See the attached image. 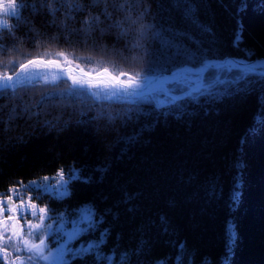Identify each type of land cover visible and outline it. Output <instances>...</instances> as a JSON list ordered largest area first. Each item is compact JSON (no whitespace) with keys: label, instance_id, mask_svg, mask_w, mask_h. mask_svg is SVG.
I'll return each mask as SVG.
<instances>
[{"label":"trees","instance_id":"obj_1","mask_svg":"<svg viewBox=\"0 0 264 264\" xmlns=\"http://www.w3.org/2000/svg\"><path fill=\"white\" fill-rule=\"evenodd\" d=\"M61 3L31 0L1 27L0 61L65 50L149 78L264 57V0ZM243 68L134 99L66 79L0 91V192L63 169L59 210L95 208L88 239L110 264H264V74Z\"/></svg>","mask_w":264,"mask_h":264},{"label":"snow or ice","instance_id":"obj_2","mask_svg":"<svg viewBox=\"0 0 264 264\" xmlns=\"http://www.w3.org/2000/svg\"><path fill=\"white\" fill-rule=\"evenodd\" d=\"M56 2L61 3V0ZM49 7L59 11L53 3H49ZM61 7L70 15L81 5L79 0H64ZM18 8V0H0V27H10L4 17L17 15ZM78 59L65 50L45 49L23 59L13 57L0 61V68H3L0 71V91L14 92L18 87L37 82L55 83L66 78L74 87L98 90L93 92L95 96L105 92L108 98L122 94L125 98L134 99L144 94L147 77L141 71L126 70L102 60L93 62L92 58L84 65L77 62ZM258 70L264 72V66L259 69L244 66L242 77ZM55 175L58 177L55 185L48 183L49 176H44L39 182L20 181L19 187L0 192V197H3L0 199V264H61L66 253L84 256L98 251L97 244L91 242L79 249L72 248L73 242L88 230L85 226L95 219V208L90 206L83 209L76 220L65 222L61 217L57 221L55 231L59 246L55 251L51 249L49 239L53 226L46 223L51 218L50 209L33 202L38 196L28 195L25 199V193L48 192L51 189L59 194L67 181L63 169L57 170Z\"/></svg>","mask_w":264,"mask_h":264},{"label":"flooded vegetation","instance_id":"obj_3","mask_svg":"<svg viewBox=\"0 0 264 264\" xmlns=\"http://www.w3.org/2000/svg\"><path fill=\"white\" fill-rule=\"evenodd\" d=\"M30 1L31 0H18V4H19L18 13H20L22 9L28 8ZM5 2H6V0H5ZM15 16L9 14L4 18L7 19L8 21H10V19H12ZM45 176H48V175H45ZM41 178H42V176H39V177H36L34 179H30L29 181L37 180L39 182ZM57 178L58 177H56L55 174L52 175L50 177V181L48 183L55 185V180ZM25 183H27V182H25ZM13 187H19V183L17 185H14ZM68 190L69 189H68V181H67L66 184L62 185L61 191L59 192V194H55L54 191L51 189L48 192L41 191L40 193H37V192L25 193V199L27 198L28 195L38 196V198L35 199L33 202L37 203L38 206H47L50 209L49 215L51 218L49 220H47L46 223L51 224L53 226V230L50 233V239H49V244H50V247L53 251L56 250V248L59 246L57 243L58 233L55 231L56 226H57V221L61 217H63L65 222H68L71 220H76V219H78L79 213L83 209L86 208L85 206H82L81 211H78V212L76 211V213H74L72 215L65 212L64 208L62 210H59L60 206H61L60 202H62V200L64 198H67V196H68V192H69ZM4 192H7V191H4ZM2 198L3 197H0V199H2ZM22 223H23V221H22ZM93 224H94V220H92L89 225L85 226L88 230H86L79 237L78 240L73 242V244H72L73 249H79L81 246H86L90 242L94 243L88 239L89 236L92 234V232L95 230V229H93L94 228ZM97 246L99 248L100 244H97ZM10 251H11V249H10ZM106 263H109V261L106 260V258L102 256V252L99 250L92 252V253H88L84 256H76V255H73L72 253H66L65 254V261L61 262V264H106Z\"/></svg>","mask_w":264,"mask_h":264},{"label":"water","instance_id":"obj_4","mask_svg":"<svg viewBox=\"0 0 264 264\" xmlns=\"http://www.w3.org/2000/svg\"><path fill=\"white\" fill-rule=\"evenodd\" d=\"M258 61L264 62V57H259V58H255V59H244V58H239L236 56H225L223 59L205 60L203 63H201L195 67H178V68H175V69L171 70L170 72L164 74V76L167 78V80H166L167 82H162V83L153 85L151 87H145V91H144L143 95L151 94L152 92H154L155 90H157L160 87L167 89V83L174 81L178 77V75H180V74H202V73H205L209 68H218V67L229 65V64L253 66V67L257 68V66H255V62H258ZM256 72L260 73V74H264V72H260L259 70ZM160 77L161 76L159 74H155L152 76L153 79H158ZM62 79H66V78H62ZM223 79H225V78H223ZM189 92H190V90H187L183 94L187 95ZM143 95H141V96H143ZM174 96L176 98L181 97L178 94H174Z\"/></svg>","mask_w":264,"mask_h":264},{"label":"bare ground","instance_id":"obj_5","mask_svg":"<svg viewBox=\"0 0 264 264\" xmlns=\"http://www.w3.org/2000/svg\"><path fill=\"white\" fill-rule=\"evenodd\" d=\"M262 64H264L263 61L255 62V66H257V67H259ZM166 80H167V78L165 76L160 77L158 79H153L152 77H149V78H147V83H146L145 87H151L153 85H156V84H159V83H162V82H167Z\"/></svg>","mask_w":264,"mask_h":264},{"label":"rangeland","instance_id":"obj_6","mask_svg":"<svg viewBox=\"0 0 264 264\" xmlns=\"http://www.w3.org/2000/svg\"><path fill=\"white\" fill-rule=\"evenodd\" d=\"M257 69H259V67H257ZM198 88H200V87H198ZM158 89H159V88H158ZM187 90H190V92L192 91V89H187ZM187 90H185V91H187ZM185 91H184V92H185ZM190 92H189V93H190ZM152 93H153V92H152ZM189 93H188V94H189ZM188 94H187V95H188ZM147 95H148V94H147ZM54 251H55V250H54Z\"/></svg>","mask_w":264,"mask_h":264}]
</instances>
